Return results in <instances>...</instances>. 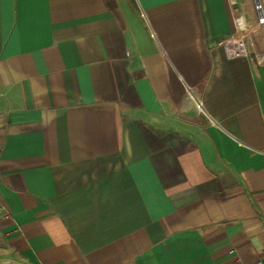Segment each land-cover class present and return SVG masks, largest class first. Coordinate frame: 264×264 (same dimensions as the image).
<instances>
[{"label": "crops", "instance_id": "1", "mask_svg": "<svg viewBox=\"0 0 264 264\" xmlns=\"http://www.w3.org/2000/svg\"><path fill=\"white\" fill-rule=\"evenodd\" d=\"M238 3L0 0V264L264 260V35Z\"/></svg>", "mask_w": 264, "mask_h": 264}, {"label": "rangeland", "instance_id": "2", "mask_svg": "<svg viewBox=\"0 0 264 264\" xmlns=\"http://www.w3.org/2000/svg\"><path fill=\"white\" fill-rule=\"evenodd\" d=\"M241 9L244 11V19L246 18L248 25L251 29H249V33L251 35H247V39L250 41L253 35L256 37L255 41L258 42L259 38H262V35H264V20H258L257 14L255 12V8L253 5V0H238ZM262 5V10H264V0H260ZM257 20L258 22H261L262 24H257L255 22ZM241 22V20H240ZM262 43V42H260Z\"/></svg>", "mask_w": 264, "mask_h": 264}, {"label": "bare ground", "instance_id": "3", "mask_svg": "<svg viewBox=\"0 0 264 264\" xmlns=\"http://www.w3.org/2000/svg\"><path fill=\"white\" fill-rule=\"evenodd\" d=\"M254 8L258 14V20H264V14H262V5L260 0H254Z\"/></svg>", "mask_w": 264, "mask_h": 264}, {"label": "built area", "instance_id": "4", "mask_svg": "<svg viewBox=\"0 0 264 264\" xmlns=\"http://www.w3.org/2000/svg\"><path fill=\"white\" fill-rule=\"evenodd\" d=\"M6 214H8V210H7L6 206L0 200V215H6ZM256 264H264V260L259 259L256 262Z\"/></svg>", "mask_w": 264, "mask_h": 264}]
</instances>
